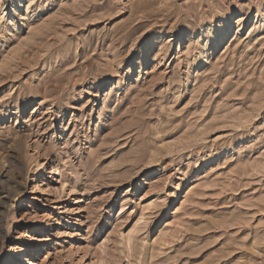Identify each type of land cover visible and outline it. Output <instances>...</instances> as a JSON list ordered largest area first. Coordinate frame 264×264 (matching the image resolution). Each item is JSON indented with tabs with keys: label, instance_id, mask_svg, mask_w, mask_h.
Here are the masks:
<instances>
[{
	"label": "rangeland",
	"instance_id": "rangeland-1",
	"mask_svg": "<svg viewBox=\"0 0 264 264\" xmlns=\"http://www.w3.org/2000/svg\"><path fill=\"white\" fill-rule=\"evenodd\" d=\"M0 264H264V0H0Z\"/></svg>",
	"mask_w": 264,
	"mask_h": 264
},
{
	"label": "bare ground",
	"instance_id": "bare-ground-1",
	"mask_svg": "<svg viewBox=\"0 0 264 264\" xmlns=\"http://www.w3.org/2000/svg\"><path fill=\"white\" fill-rule=\"evenodd\" d=\"M16 203H18V201L16 200ZM15 207V206H14Z\"/></svg>",
	"mask_w": 264,
	"mask_h": 264
}]
</instances>
